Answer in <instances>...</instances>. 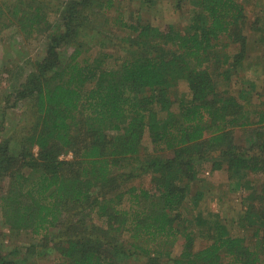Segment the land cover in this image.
Listing matches in <instances>:
<instances>
[{"label":"trees","instance_id":"trees-1","mask_svg":"<svg viewBox=\"0 0 264 264\" xmlns=\"http://www.w3.org/2000/svg\"><path fill=\"white\" fill-rule=\"evenodd\" d=\"M189 1L188 11L183 0L175 8L189 14L184 23L168 25L157 19L160 0L125 5L113 21L116 0H65L54 10L43 0L0 2V36L16 26L47 39L14 91L16 102L29 101L21 133L0 137L9 233L51 245L60 264H126L120 256L132 254L146 264H264L261 77L237 92L221 87L252 66L250 33L263 43L264 21L249 18L251 0ZM263 67L261 57L254 72ZM239 131L253 132L250 147L237 143ZM146 135L153 152L143 156ZM206 162L241 195L233 218L200 205L224 188L193 189L208 181ZM143 175L149 187L133 182ZM13 255L0 250V264H22Z\"/></svg>","mask_w":264,"mask_h":264},{"label":"rangeland","instance_id":"rangeland-1","mask_svg":"<svg viewBox=\"0 0 264 264\" xmlns=\"http://www.w3.org/2000/svg\"><path fill=\"white\" fill-rule=\"evenodd\" d=\"M2 0H0L1 2ZM49 4L50 9H56L62 2L65 0H43ZM117 1V11L112 12V21L119 14L121 9L125 5L128 6V10L137 9L141 6L140 0H116ZM179 0H160L159 2V19L158 21H163L164 24H173L182 21L184 23L185 17L189 16H180L179 13L175 10L176 4ZM249 1V0H248ZM262 2V3H261ZM263 0H251L247 3L248 16L252 20L257 19L258 17L264 21V4ZM185 11H188L191 8L189 0H183L182 2ZM125 10L127 8L125 7ZM152 12L146 13L143 12L142 19L144 22H150L152 19ZM57 17L53 16L50 20L53 22V27H56ZM98 28L102 29V17L97 19ZM46 33L37 34L35 36H28L24 32H21L19 27L13 26L10 28H5L0 36V137L2 140L8 139V137L14 136L18 139L16 135H20L23 122L26 117L27 106L29 105L28 100H21L16 102L14 91L20 88L28 79L30 73L35 69V62L42 59L45 56L46 52ZM250 38L253 40L249 49V58L248 62L251 67L247 66L242 76L235 75L233 80L230 83L222 85V88L229 89L233 92L239 91L244 85L245 79H257L258 76L261 77L258 84L262 85L257 87L258 92L262 93V99H264V67L263 72L258 70L254 72L255 66L259 63V58L264 57V42L260 40V34L256 32L250 33ZM91 46V45H90ZM96 49H98L96 47ZM248 65V64H247ZM217 75V74H215ZM219 82L221 78L217 75ZM221 85V84H220ZM180 91H186V84L182 82L180 86ZM255 100L258 101L259 97L255 96ZM253 132L251 131H239L236 136V141L242 146L250 147L253 143ZM20 137V136H19ZM37 151V150H36ZM148 152H153V146L151 140L146 135L144 139V149L143 156ZM72 153L64 155L65 159H71ZM164 157H168L169 154H164ZM212 163L206 162L203 166V174L207 175L206 182H203L202 185L197 184L193 185V189L209 191L214 188V186H222L220 188L224 191L225 197L219 204L215 203L214 200H218L220 197V189H215V193L210 195V197L205 198L200 205L202 208L207 210H212L215 207L221 210L223 213L227 214L229 211V218L232 217L234 211L243 210V205L241 203V195L235 192L229 191V187L225 185L228 183V177L226 172L217 171L211 173ZM132 169V167H128ZM255 178V177H254ZM259 178V176L257 177ZM133 182L136 185H141L144 187H149L151 185V177L147 175L137 177ZM2 182L0 181V190L2 189ZM193 190V191H194ZM1 192V191H0ZM207 193V192H206ZM233 213V214H232ZM1 217V215H0ZM226 217V216H225ZM235 217V216H234ZM250 235V231H248ZM35 240L32 235L27 233L13 234L9 233L8 229L3 226V223L0 221V250L5 254L14 253L12 257L17 260H23L22 264H60L59 254L53 250V247L38 245L33 247ZM202 244L198 243V245ZM181 243L175 248V254L181 252ZM16 251V252H15ZM121 261L126 264H146L147 258L138 255L132 254L130 257L126 258L124 255L120 256Z\"/></svg>","mask_w":264,"mask_h":264},{"label":"built area","instance_id":"built-area-1","mask_svg":"<svg viewBox=\"0 0 264 264\" xmlns=\"http://www.w3.org/2000/svg\"><path fill=\"white\" fill-rule=\"evenodd\" d=\"M70 157L73 158V155H71ZM62 159H65V158H64V155L62 156Z\"/></svg>","mask_w":264,"mask_h":264}]
</instances>
